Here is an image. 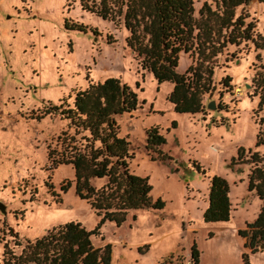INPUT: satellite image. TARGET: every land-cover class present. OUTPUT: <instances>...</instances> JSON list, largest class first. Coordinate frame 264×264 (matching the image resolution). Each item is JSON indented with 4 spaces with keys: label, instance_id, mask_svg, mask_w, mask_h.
<instances>
[{
    "label": "rangeland",
    "instance_id": "rangeland-1",
    "mask_svg": "<svg viewBox=\"0 0 264 264\" xmlns=\"http://www.w3.org/2000/svg\"><path fill=\"white\" fill-rule=\"evenodd\" d=\"M220 1L193 0V18L204 20L208 11L217 12ZM83 3L97 6L99 0ZM125 3L120 16L109 21L83 9L81 0H0V204L5 210L0 211V264L5 245L20 253L15 235L24 243L69 222L87 231L99 226L91 241L96 248L111 246V264H191L193 244L200 253L198 264H243L242 253L248 264H264V250L251 254L238 236L261 206L247 191L252 166L233 162L239 150L245 159L249 150L264 155V146H256L264 118V105L259 108L264 49L256 50L252 40L225 44L205 63L213 70L214 90L203 98L204 112L176 114L167 101L173 85L158 84L126 45ZM234 14L243 18L244 27L252 24L251 39L264 35V0H248ZM65 23L68 28L83 24L88 31H66ZM198 60L194 51L180 53L176 72L184 74ZM226 77L230 88L223 83ZM108 78L119 79L137 95L136 109L115 117L118 136L129 142L130 172L147 179L152 201L164 203L163 210L129 212L120 226L101 224L76 194L70 166L49 169L47 149L67 130L68 121L42 116L46 107L64 101L71 106L77 91ZM211 102L214 110L207 109ZM151 128L165 139L160 151L170 160L153 161L157 154L146 150ZM213 176L229 186L231 214L225 223L203 222ZM89 184L99 189L106 179Z\"/></svg>",
    "mask_w": 264,
    "mask_h": 264
},
{
    "label": "trees",
    "instance_id": "trees-1",
    "mask_svg": "<svg viewBox=\"0 0 264 264\" xmlns=\"http://www.w3.org/2000/svg\"><path fill=\"white\" fill-rule=\"evenodd\" d=\"M124 28L129 33L127 47L141 59L143 70L152 74L158 84L170 83L173 88L167 101L176 114L196 115L204 112L203 98L214 90L213 70L205 65L216 57L225 44L239 45L252 40L256 50L264 49V35L251 39L252 24L244 27L243 18L235 17L234 10L248 0H221L217 12L205 14L204 20L193 18V0H125ZM83 9L92 11L105 20L115 21L119 17L123 0H99ZM73 24V23H72ZM65 23L66 31L85 34L88 27ZM96 33V30H90ZM225 32V34L223 33ZM196 52L200 58L189 66L184 74H178L179 54ZM264 83V76L262 78ZM231 79L223 83L230 88ZM71 97H68L70 99ZM137 95L119 79L108 78L103 82L89 84L74 94L72 105L63 102L50 105L42 116L58 115L68 121L67 130L61 132L54 145L47 149L49 169L70 166L75 177V192L104 221L120 226L131 211L144 209L163 210L164 203L151 200L152 188L146 178L130 172L128 160L129 142L118 136L115 117L134 111ZM264 105V93L259 108ZM262 127L256 135V146H264V118L259 120ZM166 144L157 128L146 133L145 148L150 154H157L152 160L166 161L171 158L160 151ZM244 158L238 151L236 164L252 166L247 179V191L254 192L261 202L260 210L253 222L245 224L238 231L244 240V249L251 254L264 250V155L251 153ZM198 173L204 174L198 165ZM91 179H106L105 186L94 189ZM69 183L60 187L66 192ZM53 189V187H50ZM229 186L225 179L213 176L210 180L208 206L203 213V222L225 223L230 220L231 205ZM56 196V195H55ZM99 235V226L87 231L78 222H69L51 230L40 239L21 243L18 236L14 242L20 253L15 254L7 245L4 247V264H111V246H93L91 238ZM148 247H144L147 250ZM191 264L199 263L200 253L195 244L190 249ZM139 253L142 254V252ZM243 264L247 254L241 255Z\"/></svg>",
    "mask_w": 264,
    "mask_h": 264
},
{
    "label": "water",
    "instance_id": "water-1",
    "mask_svg": "<svg viewBox=\"0 0 264 264\" xmlns=\"http://www.w3.org/2000/svg\"><path fill=\"white\" fill-rule=\"evenodd\" d=\"M207 109L214 110L215 109L214 103L213 102L209 103L207 106ZM0 211L5 213V210L2 204H0Z\"/></svg>",
    "mask_w": 264,
    "mask_h": 264
}]
</instances>
